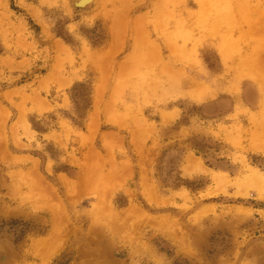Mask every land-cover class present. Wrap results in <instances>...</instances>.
<instances>
[{"label": "rangeland", "instance_id": "obj_1", "mask_svg": "<svg viewBox=\"0 0 264 264\" xmlns=\"http://www.w3.org/2000/svg\"><path fill=\"white\" fill-rule=\"evenodd\" d=\"M78 1L0 0V264H264V0Z\"/></svg>", "mask_w": 264, "mask_h": 264}, {"label": "crops", "instance_id": "obj_2", "mask_svg": "<svg viewBox=\"0 0 264 264\" xmlns=\"http://www.w3.org/2000/svg\"><path fill=\"white\" fill-rule=\"evenodd\" d=\"M98 1L103 2H109L111 4V15H110V22L106 24L107 29V36L110 38H114L117 36H120L121 38L128 37L130 35H133L134 30V24H133V17H131L132 12L130 11L131 6L134 4H138V2H135V0H94L92 3L96 5V3H99ZM102 4V2L100 3ZM124 4L125 12L119 11L118 6ZM147 4V2L144 3V5ZM91 5V4H90ZM98 9V12L96 11ZM91 8H84V9H78L77 11H80L79 14H82L80 19H72L73 17L77 16V12H71V16H68V20L65 23V32H67L70 36H76L80 32V28L82 26L90 27L97 19H102V16L99 14L100 10L99 8L93 9L92 12H90ZM114 14V15H113ZM138 20L145 22L147 20H150L149 13L142 12ZM71 18V19H70ZM70 20V21H69ZM132 20V21H131ZM131 21V22H129ZM87 25V26H86ZM132 31V34H131ZM47 35H51L52 31L50 32V29H46ZM82 39V38H81ZM128 41V40H127ZM55 45L60 46V43L58 41L54 42ZM63 45V44H62ZM65 47V46H63Z\"/></svg>", "mask_w": 264, "mask_h": 264}, {"label": "bare ground", "instance_id": "obj_3", "mask_svg": "<svg viewBox=\"0 0 264 264\" xmlns=\"http://www.w3.org/2000/svg\"><path fill=\"white\" fill-rule=\"evenodd\" d=\"M94 0H80V1H78V2H76L75 3V5L77 6V7H81V8H84V7H86L87 5H89V4H91L92 2H93ZM33 15H38V13L36 12V11H33ZM33 18L36 20V16H33ZM135 30L136 31H138V27H137V25L135 26ZM181 33V32H180ZM137 36H138V34L137 33H135ZM143 35V34H142ZM144 36V35H143ZM226 37H224L223 38V45H221V46H223L222 48H221V55H222V57L226 60V59H228V55H229V53H227V51L229 50V48H228V46H229V42L227 43L226 42ZM230 47V46H229ZM157 58V57H156ZM161 60V59H160ZM189 97L190 98H195V99H200V96H199V94H196V93H194V92H191V93H189Z\"/></svg>", "mask_w": 264, "mask_h": 264}]
</instances>
